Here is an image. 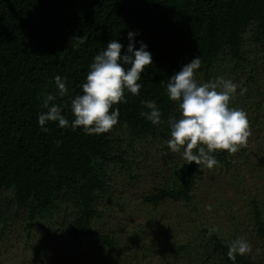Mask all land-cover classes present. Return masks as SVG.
<instances>
[{
	"label": "trees",
	"instance_id": "1",
	"mask_svg": "<svg viewBox=\"0 0 264 264\" xmlns=\"http://www.w3.org/2000/svg\"><path fill=\"white\" fill-rule=\"evenodd\" d=\"M128 31L147 45L152 64L141 73L139 95L125 91V102L114 105L117 124L100 135L56 122L41 131L37 117L46 111L47 97L53 96L49 103L62 106L71 121L70 101L81 92L92 58L111 39L126 47ZM196 56L199 82L229 79L237 84L230 107L259 109L264 0H0V240L22 241L19 264H264V209L256 197L240 214L232 204L226 208L224 199L216 200L229 224L243 215L253 222L256 245L233 262L226 253L236 237L222 233L205 211L199 213L194 197L204 166L188 164L167 146L168 117L179 112L166 85ZM57 75L68 89L63 96ZM152 99L161 112L157 125L140 115L148 111L141 100ZM257 139L255 155L264 165V134ZM140 141L156 142L166 166L141 200L152 210L173 201L193 213L178 209L180 222L160 223L151 238H143L142 226L119 230L108 207H122L124 198V190L119 196L113 192L115 170L137 180L134 151ZM212 154L218 163L210 171L236 167L230 152ZM213 226L219 231L209 234Z\"/></svg>",
	"mask_w": 264,
	"mask_h": 264
},
{
	"label": "clouds",
	"instance_id": "2",
	"mask_svg": "<svg viewBox=\"0 0 264 264\" xmlns=\"http://www.w3.org/2000/svg\"><path fill=\"white\" fill-rule=\"evenodd\" d=\"M138 33L128 31L126 47L117 39H111L106 47L92 58L81 92L70 101L71 121L63 114L62 106L49 103L54 97L49 95L43 107L46 111L38 114L37 123L41 131H47L48 122H56L58 127H77L85 134L109 132L118 122L119 109L114 107L124 103L125 91L139 95L142 87L141 73L152 64V55L143 41H135ZM139 43V47H135ZM122 48L124 52L122 54ZM198 56L182 65L179 71L169 76L166 92L169 100L177 102L179 116L170 115V129L167 146L171 152L180 153L189 164L195 163L211 169L218 162L212 154L220 150L235 152L244 145L249 136L246 113L230 107L237 84L229 79L217 77L215 80L199 82L195 72L200 68ZM61 96L68 91L59 75L54 77ZM244 90L241 89V92ZM148 109L140 115L157 125L161 122V112L156 101L141 100ZM219 231L216 226L209 234ZM227 257L235 261L238 255L251 251L247 240L237 237L227 245Z\"/></svg>",
	"mask_w": 264,
	"mask_h": 264
},
{
	"label": "rangeland",
	"instance_id": "3",
	"mask_svg": "<svg viewBox=\"0 0 264 264\" xmlns=\"http://www.w3.org/2000/svg\"><path fill=\"white\" fill-rule=\"evenodd\" d=\"M245 105V107H249V104ZM242 110L246 113L250 134L244 145L238 146L235 152L229 154L236 163V167H230L227 172L223 170L213 172L204 167L196 176L193 190L195 191L194 197L200 201L199 213H201V210L205 211V218L217 223L219 227L221 226L222 233L247 240L251 245V249H253L256 245L253 222L249 221L248 216L243 215L242 221L240 219V222L229 224L226 212L221 210L216 203V200L221 201L224 199L226 208L232 204V211L240 214L250 207V198L256 197L264 209V165L259 163L255 155V149L258 146L257 138L264 134V130L260 135L257 131L263 127V125H260L264 122V101L254 113H252L253 109L242 108ZM140 143L143 142L140 141ZM145 143H143L144 146L142 144L138 145L139 150L135 149L134 151L139 162L136 163L139 169L137 180H129L125 174L119 175L115 170L118 176L113 175V187L115 186L113 192L117 191L115 193L119 196L122 194L120 190H124V198L120 200V206L122 207L117 208L113 203L108 204V207L114 217L110 221L111 223L119 221V230L123 231L124 228L133 229L142 226L143 238H151L153 236L152 231L160 223L165 224L167 227H175L180 222L181 214L178 209L186 215L193 213L188 211L187 207H183V204L173 201L163 202L156 210H152L149 205L141 200V193L148 188L151 189L152 182L157 178L161 180L163 167H166L165 162L162 161L163 158L156 149L157 145L154 144L156 142ZM235 174L238 175L235 176ZM217 181L219 182L217 183ZM107 225V223H104V226ZM156 232L158 233V230ZM123 233L121 234L123 235ZM14 234L18 235L16 231H14ZM158 238L163 239V236H158ZM17 239L21 238L17 237ZM21 243V240L13 243L3 237L0 240V264L21 263L22 256L17 253Z\"/></svg>",
	"mask_w": 264,
	"mask_h": 264
}]
</instances>
